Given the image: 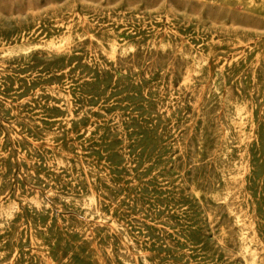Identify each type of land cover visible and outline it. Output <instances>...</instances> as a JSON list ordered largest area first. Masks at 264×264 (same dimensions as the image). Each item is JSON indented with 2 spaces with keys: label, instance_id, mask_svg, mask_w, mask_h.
Listing matches in <instances>:
<instances>
[{
  "label": "rangeland",
  "instance_id": "rangeland-1",
  "mask_svg": "<svg viewBox=\"0 0 264 264\" xmlns=\"http://www.w3.org/2000/svg\"><path fill=\"white\" fill-rule=\"evenodd\" d=\"M263 1L0 0V264H264Z\"/></svg>",
  "mask_w": 264,
  "mask_h": 264
},
{
  "label": "bare ground",
  "instance_id": "bare-ground-1",
  "mask_svg": "<svg viewBox=\"0 0 264 264\" xmlns=\"http://www.w3.org/2000/svg\"><path fill=\"white\" fill-rule=\"evenodd\" d=\"M254 0H249V2H253ZM261 1H263V0H261ZM264 2V1H263ZM108 8V7H107ZM15 20V19H14ZM9 21V20H8ZM170 26V25H169ZM138 30V29H137ZM22 31V30H21ZM129 37V36H128ZM55 43V42H54ZM54 43L53 42H50L49 43V45L50 46H53L54 45ZM177 43V42H176ZM112 47H114V45H112ZM57 50V49H56ZM17 56V55H16ZM56 56V55H55ZM259 56V55H258ZM240 57V56H239ZM113 58V57H112ZM244 58H245V56H244ZM256 59H258V57L256 58ZM263 59V58H262ZM257 61V60H256ZM258 62H259V60H258ZM245 74V73H244ZM35 80V79H34ZM1 81V80H0ZM217 85V84H216ZM239 87V86H238ZM216 90V89H215ZM258 91V90H257ZM200 101V100H199ZM64 103V102H63ZM66 107V106H65ZM262 108V107H261ZM251 116V115H250ZM10 126V125H9ZM39 126V125H38ZM17 129V128H16ZM82 163V162H81ZM94 184V183H93ZM60 223V222H59ZM96 225V224H95ZM249 245V244H248ZM31 248V247H30ZM246 251V250H245ZM147 254V253H146ZM26 255V254H25Z\"/></svg>",
  "mask_w": 264,
  "mask_h": 264
}]
</instances>
